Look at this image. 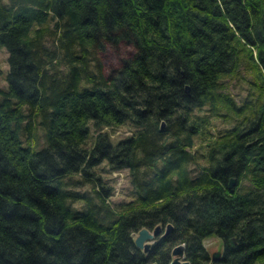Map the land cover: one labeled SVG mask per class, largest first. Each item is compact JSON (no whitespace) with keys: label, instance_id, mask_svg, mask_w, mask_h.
<instances>
[{"label":"trees","instance_id":"trees-1","mask_svg":"<svg viewBox=\"0 0 264 264\" xmlns=\"http://www.w3.org/2000/svg\"><path fill=\"white\" fill-rule=\"evenodd\" d=\"M0 46V264H264V0H0Z\"/></svg>","mask_w":264,"mask_h":264},{"label":"rangeland","instance_id":"rangeland-1","mask_svg":"<svg viewBox=\"0 0 264 264\" xmlns=\"http://www.w3.org/2000/svg\"><path fill=\"white\" fill-rule=\"evenodd\" d=\"M129 49L130 48L128 47L127 48L123 47L122 51L124 52ZM7 56H8V52L6 48L0 46V88L7 86V81H6V73L8 70ZM103 61L105 66H109V64H113L116 62V55L114 54L113 51L110 50L106 53V55L103 56ZM229 88L238 98L242 96L243 93L245 92V86L236 80L230 82ZM214 123L216 128L226 126V124L220 118H215ZM104 129H106L110 133V136L112 139H114V141H116L119 137H123L131 133L133 130V128L128 124L120 125L114 128L105 127ZM37 133H38V142L40 143L43 140L42 130L38 128ZM103 164L105 165V163ZM101 171L106 181L109 184L113 185V192L110 196V199L112 201H122L131 198V184L128 179L127 169L110 170L106 166L102 168ZM150 232H152V229H150ZM137 235H138V231H135L133 233V237L135 238ZM155 236L158 235H152L150 239H146L144 242L151 244ZM203 244L207 249L211 258L214 254H216L217 256L221 254L223 244H222V240L218 236L212 235L210 237L204 238ZM175 257L179 259H183L184 254L171 253V258L173 259ZM209 263H212L211 259H209L208 264Z\"/></svg>","mask_w":264,"mask_h":264},{"label":"water","instance_id":"water-1","mask_svg":"<svg viewBox=\"0 0 264 264\" xmlns=\"http://www.w3.org/2000/svg\"><path fill=\"white\" fill-rule=\"evenodd\" d=\"M186 88H188V86H186ZM163 124V122L161 123ZM235 177L232 176L229 178V186H233L235 184ZM167 228H170L172 225L171 223H168ZM161 228V224H157L154 226V228L152 229V232H150V229L147 227H142L138 230V235L134 238V241L136 243V245H138L139 247H143L144 250H146L149 247V243L144 242L146 239H150V237H152V235H155L159 232ZM231 244L234 242L233 238L229 239ZM184 250V243H178L176 244L173 249H172V253H180L182 254ZM217 258L216 254H214L211 258L212 263L214 264L215 259ZM209 263V264H212ZM149 264H156V262H150ZM169 264H190L188 259H179L177 257L171 259V261L169 262ZM208 264V263H207Z\"/></svg>","mask_w":264,"mask_h":264},{"label":"flooded vegetation","instance_id":"flooded-vegetation-1","mask_svg":"<svg viewBox=\"0 0 264 264\" xmlns=\"http://www.w3.org/2000/svg\"><path fill=\"white\" fill-rule=\"evenodd\" d=\"M171 228V227H170ZM170 228H167V226H165V227H162L161 226V228H160V230H159V232L157 233V234H155V235H158V236H155V238L153 239V241L156 239V238H158V237H160V236H162V235H164V234H166L167 233V231L170 229ZM153 229V228H152ZM149 246H150V244H149ZM175 246V245H174ZM173 246V247H174ZM173 247H172V249H173ZM149 248V247H148ZM148 248L146 249V250H144L143 249V247H142V249L144 250V251H147L148 250ZM172 249L170 250V255H171V253H172ZM183 254H184V250H183ZM217 256V255H216ZM219 256V255H218ZM217 256V257H218ZM172 259V258H171ZM184 259V258H183ZM210 259H211V257H210ZM171 261V260H170ZM169 261V262H170ZM157 264V263H156ZM169 264V263H168Z\"/></svg>","mask_w":264,"mask_h":264}]
</instances>
